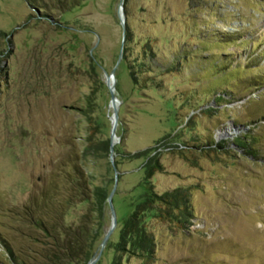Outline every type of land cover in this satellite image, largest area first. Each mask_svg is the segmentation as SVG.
<instances>
[{
    "label": "rangeland",
    "instance_id": "obj_1",
    "mask_svg": "<svg viewBox=\"0 0 264 264\" xmlns=\"http://www.w3.org/2000/svg\"><path fill=\"white\" fill-rule=\"evenodd\" d=\"M119 1L59 14L0 0V264H11L2 241L32 242L17 212L51 183L67 195L73 164L109 194L116 186V225L94 264H264V0H123V47ZM121 50L111 155L106 80ZM89 133L109 150L85 155ZM150 148L164 166L155 191L188 188L192 215L146 220L149 261L121 245V220L142 192L137 152ZM111 225L106 201L91 259Z\"/></svg>",
    "mask_w": 264,
    "mask_h": 264
},
{
    "label": "trees",
    "instance_id": "obj_2",
    "mask_svg": "<svg viewBox=\"0 0 264 264\" xmlns=\"http://www.w3.org/2000/svg\"><path fill=\"white\" fill-rule=\"evenodd\" d=\"M26 1L41 11H57L59 14L69 12L82 2V0ZM42 15L47 16L44 12ZM133 75L131 73V76ZM136 76V74L133 76V81ZM96 141L89 133L86 137L85 155L91 154L94 157L102 150H109L108 141L100 144ZM234 142L243 149L246 144L250 145V142L241 138ZM137 153L146 159L143 165L142 192L131 200L132 210L121 220V239L124 240L121 245L131 246L133 249L131 253L150 261L155 242L147 231L146 220L155 217L164 222L177 224L181 217L188 219L192 215L191 193L188 188H174L157 193L150 180L155 173L164 172L160 156L156 154L151 156V148ZM64 177L69 183V188L64 190L67 195L58 196L54 184L51 183L50 188H43L39 194L31 195L23 206V211L17 212L18 223L28 230L27 233L22 232L23 236L32 242L25 244L29 245L26 248L21 241L11 245L5 242L6 240L2 241L11 264H87L92 258L103 232V205L109 192L103 180H100L99 184H93L89 181L90 176L74 164L73 172H65ZM77 203H87V209L82 212L76 223L65 222L67 211ZM36 242L40 243V246L35 247Z\"/></svg>",
    "mask_w": 264,
    "mask_h": 264
},
{
    "label": "water",
    "instance_id": "obj_3",
    "mask_svg": "<svg viewBox=\"0 0 264 264\" xmlns=\"http://www.w3.org/2000/svg\"><path fill=\"white\" fill-rule=\"evenodd\" d=\"M122 4H123V0H120L119 1L120 7L122 6ZM123 17H124V13H123L122 7H121L120 18L122 20L121 24H122V28H123L122 47H123L124 37H125V27H124V19H123ZM121 57H122V50L119 53V56H118V59H117V62L115 64V66L112 68V70L110 72V75L108 76V78L106 80V85H107L109 93H110V104H109V106L112 108V112H113V115L111 117L112 126H111V134H110V138H111L110 153H111V155L113 153V141H112V139L115 136L116 127H117V124H118V108L116 106H114V103L116 102V97L114 95L113 88L109 85V79L115 77L114 76L115 75V71H116V69H117V67L119 65ZM115 187L116 186L113 187L112 191L110 192V194L108 195V198H107V201H108V204H109V207H110V211H111V215H112V225L106 231V233L103 236V239H102V241L100 243V248H99V252H98L97 256L95 258L91 259L87 264H94L95 263V261L100 256L103 248L105 247L109 237L111 236V234L113 232V229L115 228V225H116L115 210H114L113 203H112V197H113V194H114V191H115Z\"/></svg>",
    "mask_w": 264,
    "mask_h": 264
},
{
    "label": "bare ground",
    "instance_id": "obj_4",
    "mask_svg": "<svg viewBox=\"0 0 264 264\" xmlns=\"http://www.w3.org/2000/svg\"><path fill=\"white\" fill-rule=\"evenodd\" d=\"M114 78H110L109 79V85L113 88V92H114V95H115V97H116V102L114 103V106H116L117 108L119 107V105H120V101H119V99L117 98V96H116V94H115V89H114Z\"/></svg>",
    "mask_w": 264,
    "mask_h": 264
}]
</instances>
